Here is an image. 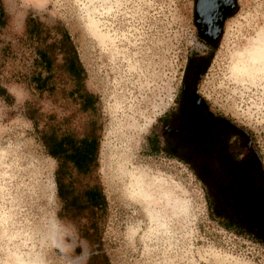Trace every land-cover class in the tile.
I'll list each match as a JSON object with an SVG mask.
<instances>
[{"label":"rangeland","instance_id":"1","mask_svg":"<svg viewBox=\"0 0 264 264\" xmlns=\"http://www.w3.org/2000/svg\"><path fill=\"white\" fill-rule=\"evenodd\" d=\"M236 2L207 51L196 37L193 0H0V86L8 94L0 96V264H98L103 254L109 264H264V217L246 220L165 135L191 58L207 56L198 94L245 135L264 190V0ZM27 14L63 26L96 96L89 181L104 196L103 214L63 208L56 160L24 114L32 100L77 134L89 116L65 94L63 75L53 93L35 97L19 80L32 57Z\"/></svg>","mask_w":264,"mask_h":264},{"label":"trees","instance_id":"2","mask_svg":"<svg viewBox=\"0 0 264 264\" xmlns=\"http://www.w3.org/2000/svg\"><path fill=\"white\" fill-rule=\"evenodd\" d=\"M3 25L4 11L0 3V28ZM23 33L32 57L19 80L30 90V94L35 97L44 92L53 93L56 76L63 75L69 84L65 94L77 100L79 109L89 115L85 120L86 130L77 134L70 128L67 119L57 121L51 115L42 114L34 101L24 102L26 118L33 123L47 154L56 160V195L66 210L72 209L75 213L89 210L92 214L97 211L103 214L106 208L104 196L100 187L89 181L98 146L95 134L97 120L94 117L96 96L84 86L85 71L76 48L63 26L58 23L46 26L31 14L25 16ZM56 54H60V62H56ZM0 96L8 98L2 86ZM41 119H44L43 125L37 128ZM94 258L98 256L91 257ZM99 260L98 264H109L104 254Z\"/></svg>","mask_w":264,"mask_h":264},{"label":"flooded vegetation","instance_id":"3","mask_svg":"<svg viewBox=\"0 0 264 264\" xmlns=\"http://www.w3.org/2000/svg\"><path fill=\"white\" fill-rule=\"evenodd\" d=\"M236 7V0H193L196 37L207 51L218 44ZM207 61L199 54L190 60L176 109L165 120L167 144L192 156L191 165L200 168L209 183L222 185L230 205H240L246 220L259 222L264 217L262 175L248 158L245 135L209 110L196 89Z\"/></svg>","mask_w":264,"mask_h":264}]
</instances>
